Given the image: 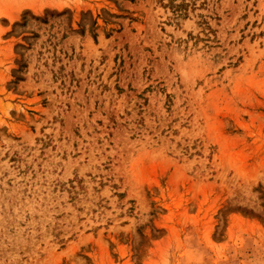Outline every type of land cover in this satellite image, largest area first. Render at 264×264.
<instances>
[{
	"label": "rangeland",
	"instance_id": "obj_1",
	"mask_svg": "<svg viewBox=\"0 0 264 264\" xmlns=\"http://www.w3.org/2000/svg\"><path fill=\"white\" fill-rule=\"evenodd\" d=\"M0 264H264V0H0Z\"/></svg>",
	"mask_w": 264,
	"mask_h": 264
},
{
	"label": "trees",
	"instance_id": "obj_2",
	"mask_svg": "<svg viewBox=\"0 0 264 264\" xmlns=\"http://www.w3.org/2000/svg\"><path fill=\"white\" fill-rule=\"evenodd\" d=\"M180 6L182 7V4L181 5H174V8L176 11L180 10Z\"/></svg>",
	"mask_w": 264,
	"mask_h": 264
}]
</instances>
